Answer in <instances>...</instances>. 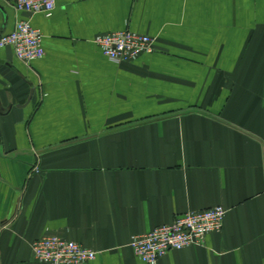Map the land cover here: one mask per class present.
I'll list each match as a JSON object with an SVG mask.
<instances>
[{
  "label": "crops",
  "instance_id": "1",
  "mask_svg": "<svg viewBox=\"0 0 264 264\" xmlns=\"http://www.w3.org/2000/svg\"><path fill=\"white\" fill-rule=\"evenodd\" d=\"M19 19L45 54L0 48V264H46L52 234L150 264L132 235L215 204L221 230L156 264H264V0H0L4 33ZM125 29L154 51L108 58L95 36Z\"/></svg>",
  "mask_w": 264,
  "mask_h": 264
},
{
  "label": "built area",
  "instance_id": "2",
  "mask_svg": "<svg viewBox=\"0 0 264 264\" xmlns=\"http://www.w3.org/2000/svg\"><path fill=\"white\" fill-rule=\"evenodd\" d=\"M14 6L28 13L50 15L55 0H14ZM42 39L38 28L28 20L19 19L12 31L0 35V48L11 46L19 59L30 63L45 54ZM94 41L117 63L130 62L155 49L154 37L130 29L100 33ZM225 212L226 208L221 204L185 211L176 215L172 222L132 235L129 246L140 259L156 264L167 251L201 245L207 233L220 231ZM31 247L34 257L46 264H84L98 254L95 249L57 234L37 238Z\"/></svg>",
  "mask_w": 264,
  "mask_h": 264
},
{
  "label": "water",
  "instance_id": "3",
  "mask_svg": "<svg viewBox=\"0 0 264 264\" xmlns=\"http://www.w3.org/2000/svg\"><path fill=\"white\" fill-rule=\"evenodd\" d=\"M3 33H4V28L3 27H0V35L3 34ZM32 93H33V90H31L29 99L31 98Z\"/></svg>",
  "mask_w": 264,
  "mask_h": 264
}]
</instances>
